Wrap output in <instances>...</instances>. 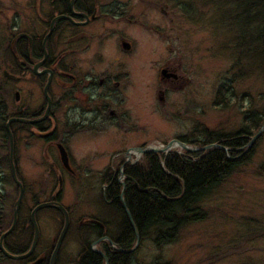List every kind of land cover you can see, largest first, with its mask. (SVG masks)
Wrapping results in <instances>:
<instances>
[{
	"label": "rangeland",
	"instance_id": "374dc122",
	"mask_svg": "<svg viewBox=\"0 0 264 264\" xmlns=\"http://www.w3.org/2000/svg\"><path fill=\"white\" fill-rule=\"evenodd\" d=\"M36 1L0 0V84L8 89L5 104L8 114L15 105L21 106L25 85L20 77L9 75L6 79L2 75L8 61L2 56V48L11 33L25 28L31 31L30 25L37 13L34 9ZM122 1L128 8L132 6L133 11L140 12L145 23L157 25L161 30L168 28L169 35L165 37L141 25L133 29L126 22L119 23V28L136 40L143 56H140L137 69L131 70L126 78L120 76L123 79L118 88L112 85L108 90L110 106L106 119H102L103 125H98L100 130H81L55 138L53 142L31 136L22 129L14 138L11 131L12 159L15 156L17 169L27 184L23 198L26 207L34 205L33 193L40 191V201H43L59 191V201L70 210L74 227L59 248V264L73 263L80 249L76 226L96 218L104 210L100 200L101 171L107 165H114L120 157L126 161L127 149L165 144L172 139L181 140V136L187 140L201 139V134L193 132L198 123L220 131L236 130L243 124L245 111L264 110V74L260 68L252 67L247 58L239 59V65L236 63L237 31L230 30L227 19L222 16L227 5L219 4L221 0H169L170 21L155 6L163 3L162 0ZM113 37L109 36L99 47L90 50L99 49L106 64L96 63V68L107 69L110 75H116L118 65L123 61L118 58L117 37ZM164 65L176 69L177 80L161 79L158 67ZM229 78L234 79L235 97L227 105H215L218 86ZM15 91L18 92L17 100ZM39 100L33 95L30 103ZM56 142H63L67 147L72 171L62 167ZM142 154L137 155L132 150L127 161L135 162ZM263 161L264 138L244 171L231 177L205 201L203 206L209 210L205 220L184 226L175 242L161 248L153 244L151 236L139 239L133 264H152L156 257L172 264H264V174L256 172ZM3 172H8L6 165ZM118 179L122 181V173ZM4 190L15 193L11 182L4 184ZM60 219L54 210L39 211L36 221L41 257L54 248ZM18 237L13 236L10 241L21 247L24 238ZM92 247L98 249L99 245ZM39 258L27 264H33ZM1 259L3 264H22L13 258Z\"/></svg>",
	"mask_w": 264,
	"mask_h": 264
},
{
	"label": "trees",
	"instance_id": "16d2710c",
	"mask_svg": "<svg viewBox=\"0 0 264 264\" xmlns=\"http://www.w3.org/2000/svg\"><path fill=\"white\" fill-rule=\"evenodd\" d=\"M222 3L227 5L222 16L227 19L226 23L230 30L237 31L235 38L238 42L234 44L236 55H238L236 63H239V59L247 58L250 60V65H254L252 67L260 68L264 74V0H221L219 4L222 5ZM25 43L26 39L20 32L11 33V37L2 48V56L6 61L8 60L2 73L6 79L9 75L20 76ZM233 81V78H229L218 86L214 99L215 105H227L235 97ZM7 95L8 89L0 84V235L11 225L14 202L18 195V186L13 181L10 170L9 139L5 122L11 116L31 117L18 105H15L13 111L8 114L5 109ZM242 120L243 124L232 131L215 130L203 123H198L193 132L201 134V139L187 140L180 137L181 140L196 147L213 143L222 147L211 146L194 151L181 149L168 152H145L135 162H124L123 157H120L116 162L114 161V165L104 167L100 174L103 185L100 189V200L104 210L96 218L76 226L80 249L72 264H104L103 255L106 256L108 264H133L135 249L130 252L118 250V248L131 249L136 243V234L130 225L129 217L139 233V239L151 236L157 248L175 242L184 226L205 220L209 216L208 208L203 206L205 201L216 194L231 177L244 171L245 166L256 155L258 143L264 138V131H262L249 146L250 139L264 125V110L245 111ZM36 124L15 121L10 123V128L14 138L20 129L29 132L31 136L40 137ZM54 139L44 137L46 141ZM5 147L6 150H4ZM13 162L24 193L16 223L12 231L4 237L3 244L7 250L17 254L26 252L31 244L34 229L30 220V211L41 202V193L40 191L33 193L34 205L26 207L23 198H25L27 184L20 176L15 156ZM4 165L8 168L6 173L3 172ZM256 172L259 175L264 174V161L257 166ZM120 173H122V181L118 179ZM6 182L14 185L15 193L4 190ZM120 193L125 206L122 205ZM60 194L61 192L58 191L49 196L48 200L43 201H59ZM44 209L54 210L60 215L59 230H61L63 214L56 207L46 206L38 209L35 213L36 220L39 211ZM66 209L69 214V208L66 207ZM73 227L70 220L66 234ZM15 235L24 238L22 239L24 244H20L21 247L16 246L18 243H11L10 239ZM103 237L110 239L113 245L108 239H100ZM97 239H100L97 244L103 254L91 249V243ZM38 247L39 242L28 257L18 260L22 264H27L41 257ZM52 248L39 258V264H49ZM1 257L7 261L10 259L0 251V264H3ZM59 258L60 255L57 256L56 264H59ZM152 264H172V262L162 261L156 257Z\"/></svg>",
	"mask_w": 264,
	"mask_h": 264
},
{
	"label": "flooded vegetation",
	"instance_id": "af4514ba",
	"mask_svg": "<svg viewBox=\"0 0 264 264\" xmlns=\"http://www.w3.org/2000/svg\"><path fill=\"white\" fill-rule=\"evenodd\" d=\"M162 2L158 3L159 5L155 3V6H158L159 13L170 21V1ZM35 5L37 13L31 22V31L27 28L20 31L21 36L26 39L18 76L25 85L21 109L31 115L30 118H40L49 105L45 117L36 122L38 134L43 139L59 138L81 130H100L99 126L103 125L102 119H106L110 106L108 90L112 85L118 88L120 79L126 78L131 70L137 69L140 56H143L136 40L121 30L119 23L126 22V25L133 26V29L141 25L165 37L169 35L168 28L161 30L157 25L145 23L140 18V12L133 11L132 6L128 8L127 3L122 0H38ZM180 6H183L182 2ZM109 36L117 37L118 58L123 59L118 65L116 75H110L107 69L96 68V63L103 65L105 62L99 49L90 52L91 47H99ZM152 62L155 63L156 60L152 59ZM163 69H166L164 75L161 73ZM158 71L161 79L165 81L178 79L175 68L164 65L158 67ZM48 79L50 82L45 93L44 87ZM33 95L38 96L40 100L31 104L30 98ZM111 114L114 115V112ZM58 143L67 148L63 142H56V147ZM61 165L64 169L72 171L69 155L68 168L62 162ZM57 178L59 181L60 174ZM100 239L94 240L95 244ZM93 242L91 249L99 250L100 252H95L101 254L99 248L92 247Z\"/></svg>",
	"mask_w": 264,
	"mask_h": 264
},
{
	"label": "water",
	"instance_id": "95a60500",
	"mask_svg": "<svg viewBox=\"0 0 264 264\" xmlns=\"http://www.w3.org/2000/svg\"><path fill=\"white\" fill-rule=\"evenodd\" d=\"M58 18L55 17L53 19V21ZM52 21V22H53ZM52 27V23H51V26H50V29ZM126 45V44H125ZM36 66L37 64L35 65V68H34V71L36 70ZM161 73L164 75L166 74V69H163L161 71ZM171 75H173L172 73H169ZM49 82H50V79H48L45 87H44V92L46 93V90H47V87L49 85ZM15 99L17 100L18 99V92L15 91ZM49 108V105L47 106V109H46V112L45 114L40 117V118H25V117H17V116H12V117H9L5 123V128H6V131L8 133V139H9V153H8V156H9V162H10V170H11V175H12V178L14 180V182L17 184L18 186V195H17V198L14 202V209H13V213H12V222H11V225L9 226V228L4 231L1 235H0V251H2V253L8 257V258H13V259H24L26 257H28L34 250L35 246H36V243H37V239H38V236H39V228H38V225H37V221H36V218H35V213L38 209L42 208V207H46V206H53V207H56L58 208L62 214H63V225H62V228L58 234V237L56 239V242H55V245H54V248L52 250V253L50 255V261H49V264H55L56 263V260H57V255H58V251H59V248H60V245L62 243V240L66 234V231L68 229V226H69V214H68V211L67 209L65 208L64 205L61 204V202L57 201V200H52V201H41L39 203H37L33 208L32 210L30 211V220H31V223L33 225V229H34V233H33V239H32V242L29 246V249L26 251V252H22V253H12L10 252L9 250L6 249V247L4 246L3 244V239L4 237L11 232V230L13 229L15 223H16V219H17V212H18V209H19V206H20V202L22 200V196H23V186H22V182L21 180L17 177V174H16V170H15V166H14V163H13V159H12V133H11V130L9 128V124L11 122H14V121H17V122H24V123H30V124H33V123H36L38 122L41 118L45 117L46 113H47V110ZM264 131V125L257 131V133L252 137L250 143L255 140L256 137H258L260 135V133ZM180 147L182 149H185V150H189V151H194V150H201V149H207L211 146H221L217 143H213V144H209V145H205L203 147H193V146H190L188 145L187 143L179 140V139H172V140H169L168 142H166L165 144H159V145H145V146H140V147H132V148H129L127 149L126 151V154H127V157H126V161L129 160V156L132 152V150H134L137 155L139 154H142V153H145V152H168L170 150H172L174 147ZM222 147V146H221ZM57 148H58V151H59V155H60V160L62 162V164L68 168V154H67V151L66 149L63 147V145L61 143H58L57 144ZM124 161V162H126ZM121 170V169H120ZM61 184V178L59 179V185ZM119 197L121 198V201H122V205L125 206L124 204V200H123V197H122V193H120ZM129 222H130V225L131 227L134 229L135 231V234H136V243L134 245V247H132L131 249H123V248H118L119 251H124V252H130L132 251L133 249H135V247L138 245V242H139V233L136 231L135 229V225L131 219V217H129ZM108 239V238H107ZM109 242L113 245L112 241L110 239H108ZM96 243V241L93 242V245ZM95 250V249H94ZM97 252H100L99 250H95ZM104 257V260H105V264H108L107 263V258L105 255H103ZM40 260H37L35 261L33 264H38Z\"/></svg>",
	"mask_w": 264,
	"mask_h": 264
}]
</instances>
